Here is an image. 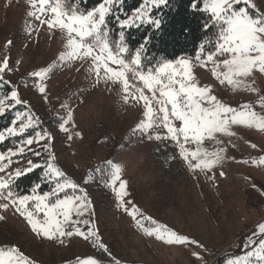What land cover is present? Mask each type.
Segmentation results:
<instances>
[{
	"label": "rangeland",
	"instance_id": "374dc122",
	"mask_svg": "<svg viewBox=\"0 0 264 264\" xmlns=\"http://www.w3.org/2000/svg\"><path fill=\"white\" fill-rule=\"evenodd\" d=\"M251 3L255 7L246 6L243 0L234 6L246 7L254 17L264 13V0H251ZM153 7L151 0H146L140 10H146L148 15L147 9ZM30 10L28 0H0V61L7 58L9 63L5 79L16 88L21 99L28 102L38 120L36 127L15 135L20 139L13 141L7 150L0 149V154L6 158L0 161V166L4 167L0 177L7 178L18 169H26L31 160L40 167L21 176L42 169V179L52 182L51 189L46 192H51L54 181L47 176L45 162L54 156L55 166L87 193L91 226L96 228L102 242L121 264H227L230 259L245 256L248 238L257 231L259 224L264 223V166L241 161L264 155V134L233 126L235 136L218 137L219 145L205 142L209 149L227 146V155L231 159H226L207 174L193 173L179 157L173 142L149 140L140 132L133 135L143 119L142 102L130 99L124 103L119 83H105L103 80L95 83V75L89 72L91 60L60 64L45 81L46 97L41 96L30 73L57 61L64 51V41L58 30H52L55 32L53 35L46 25H40L29 17ZM124 55L125 51L121 54L125 60ZM206 58L180 59L189 61L191 74L199 85L211 87L214 94L229 105L237 107L258 100L257 93L233 90L226 83L221 84L212 75L213 63L207 62ZM110 67L117 68L114 64ZM255 76V87L264 93V74L256 72ZM69 110L73 120L66 125L68 132H63L60 130L61 118L66 117ZM256 110H260L258 103ZM14 111L16 116L17 112H25L26 109L24 105H16L10 110ZM40 131H47L50 139L31 146L24 144L26 139L34 138ZM150 134L165 135L166 130L154 129ZM8 137L14 136L6 135L0 144ZM251 144L257 147L253 149ZM20 146L24 147L23 153L9 157ZM130 150L135 153L134 164L122 176L129 182L130 195L126 199L145 216L198 241L202 247L166 245L155 237L147 236L118 207L115 193L105 183L110 172L107 162H118ZM66 193L69 196L82 194L72 189H67ZM59 195L62 199L65 193ZM7 203L8 200H0V204ZM0 216L4 217L0 220V247H19L35 264H76L77 257H94L101 264H110V256L82 237L67 238L61 245L35 235L28 222L11 205L7 210L0 209ZM145 225L152 227L147 221ZM80 227L85 226L81 224ZM253 239L258 240L259 236ZM193 252L198 253L201 259L193 256ZM256 264L262 262L257 261Z\"/></svg>",
	"mask_w": 264,
	"mask_h": 264
},
{
	"label": "snow or ice",
	"instance_id": "6c2138e0",
	"mask_svg": "<svg viewBox=\"0 0 264 264\" xmlns=\"http://www.w3.org/2000/svg\"><path fill=\"white\" fill-rule=\"evenodd\" d=\"M28 3L31 9L28 12L29 17L38 21L40 25H46L53 35L55 32L52 30H58L64 41V51L60 53L57 61L30 73L34 87L41 96L46 97L45 81L60 64L75 60H91L89 72L95 75V83L98 84L101 80L105 83H119L124 103H128L130 99L142 102L143 119L137 124L133 135L140 132L149 140L173 142L178 149L179 157L193 173L200 171L207 174L221 166L226 159H231L227 155V146L209 149L205 147V142L219 145L221 141L218 137L235 136L233 126L264 134V93L255 87L257 83L255 73L264 74V13L254 17L249 14L246 7H235L234 5L241 3V0H205V9L209 10L223 26L215 52L208 54L206 58L207 62L213 63L212 75L221 84L226 83L233 90L258 95L257 101L240 104L237 107L218 98L211 87L199 85L191 74L188 60L179 59L174 63H163L147 74L137 68L140 63L139 55L126 63L121 58L125 49L120 47L118 54L115 45H110L108 33L105 31L106 17L114 0H103L97 8L87 13L65 11V0H28ZM151 3L158 7L165 4L166 0H151ZM243 3L248 7H255L251 0H243ZM146 19L153 22L151 16L146 15V10H138L135 15L124 19L121 27L143 23ZM155 23L158 26V22ZM196 59L200 60L203 57L197 56ZM112 64L117 68L110 67ZM8 68L7 58L0 61V88L10 84L5 79ZM257 103L259 111L256 110ZM16 105H24L26 111L16 113L12 127L0 132V141H3L6 135L23 134L27 129L38 125L37 117L31 111L28 102L21 99L15 87L10 89L9 94L0 96V115ZM62 107L68 108L67 105ZM61 119L60 130L68 132L66 125L73 120L72 112L67 111L66 117ZM160 128L166 130L165 135L150 134L151 130ZM76 135L79 136L80 133L77 132ZM71 138L69 136V139ZM49 139L50 134L47 131H40L35 133L34 138L26 139L24 144L31 146L33 143ZM186 145L195 147L190 148ZM251 147L255 149L257 146L251 144ZM23 151L24 147L20 146L11 152L9 157ZM45 151L48 149L45 148ZM49 155L51 156V153ZM5 159V156L0 154V161ZM54 161L55 157L51 156V160L45 162L47 176L54 181L51 192L41 194L38 192L39 186L33 189L31 195L17 196L12 192L11 182L15 177L40 167L31 160L28 161L26 169H18L7 178L0 177V200L9 201L7 204H0V209L7 210L9 205L14 207L37 236L61 245L67 238L82 237L94 248L110 256V264H121L102 242L96 228L91 226L90 201L87 193L79 189L76 183L56 167ZM241 162L264 166V155ZM107 164L110 172L107 173L109 179L106 186L115 193L118 207L135 221L136 227L145 235L155 237L166 245L202 247L198 241L145 216L132 201L126 199L130 192L129 182L122 179L125 169L112 160ZM3 171L4 167L0 166V172ZM220 175L223 176L224 173L221 172ZM67 189L79 190L82 194L69 196L66 193ZM60 193H65L62 199ZM2 219L4 217L0 216V220ZM145 221L152 227H147ZM81 224L85 227L81 228ZM256 236H259L258 240L253 239ZM245 247L248 249L245 256L230 259L227 264L264 262V223L258 225L257 231L248 238ZM193 256L201 259L198 253L193 252ZM0 264H35V261L25 255L19 247L5 246L0 247ZM76 264H101V261L94 257H77Z\"/></svg>",
	"mask_w": 264,
	"mask_h": 264
},
{
	"label": "trees",
	"instance_id": "16d2710c",
	"mask_svg": "<svg viewBox=\"0 0 264 264\" xmlns=\"http://www.w3.org/2000/svg\"><path fill=\"white\" fill-rule=\"evenodd\" d=\"M145 1L115 0L106 17L107 39L110 45H115L117 53L120 47L125 48L126 61L130 62L139 55L141 64L138 69L148 73L166 62L182 57L205 58L215 51L223 26L203 8L205 0H167L162 6L147 9L153 22L146 19L143 23L122 28L123 20L135 15ZM102 2L103 0H65L64 9L68 12L87 13ZM155 22H158V26ZM11 88V85L0 88V96L9 94ZM14 113L15 111L9 110L7 114L0 115V132L11 126ZM19 139L20 136L8 137L0 144V149L7 150L13 141ZM39 184L40 192L51 189L52 182L42 179V169L17 178L11 183V189L15 195L23 196L31 193Z\"/></svg>",
	"mask_w": 264,
	"mask_h": 264
},
{
	"label": "clouds",
	"instance_id": "9594fccd",
	"mask_svg": "<svg viewBox=\"0 0 264 264\" xmlns=\"http://www.w3.org/2000/svg\"><path fill=\"white\" fill-rule=\"evenodd\" d=\"M134 157L135 153L130 150L129 154L122 156L117 163L122 169L127 170L130 165L134 164Z\"/></svg>",
	"mask_w": 264,
	"mask_h": 264
}]
</instances>
